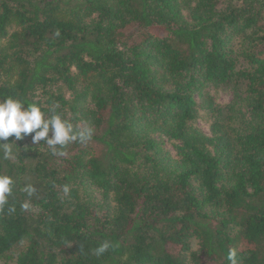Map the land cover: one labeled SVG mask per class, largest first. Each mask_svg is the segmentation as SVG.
Instances as JSON below:
<instances>
[{
    "label": "trees",
    "instance_id": "16d2710c",
    "mask_svg": "<svg viewBox=\"0 0 264 264\" xmlns=\"http://www.w3.org/2000/svg\"><path fill=\"white\" fill-rule=\"evenodd\" d=\"M222 86L231 105L202 98ZM9 96L94 136L0 140V264H264V0H0Z\"/></svg>",
    "mask_w": 264,
    "mask_h": 264
},
{
    "label": "clouds",
    "instance_id": "9594fccd",
    "mask_svg": "<svg viewBox=\"0 0 264 264\" xmlns=\"http://www.w3.org/2000/svg\"><path fill=\"white\" fill-rule=\"evenodd\" d=\"M50 112L51 114L46 117L41 107L35 103L25 106L18 98L9 96L3 99L0 102V140L6 141L10 136H13L14 141H20L25 136L34 133L32 143L39 144L40 141H44L52 155L64 156L66 153L63 149L69 144L86 143L93 138L94 129L88 122H84L85 126L80 127L67 119H63L54 108ZM50 132L51 137L49 138ZM13 142L0 144V149L3 150V159H15L11 147ZM14 187L15 181L11 176L0 174V211L8 204ZM70 190L68 185L63 186L64 195L67 196ZM25 191L32 195L35 188L26 186ZM28 207L27 203L21 205L24 210H27ZM8 211L10 213L15 212V208L9 207ZM111 247L112 245L105 241L95 249V253L97 256L102 255ZM227 259L229 264H242L234 248L229 250Z\"/></svg>",
    "mask_w": 264,
    "mask_h": 264
},
{
    "label": "rangeland",
    "instance_id": "374dc122",
    "mask_svg": "<svg viewBox=\"0 0 264 264\" xmlns=\"http://www.w3.org/2000/svg\"><path fill=\"white\" fill-rule=\"evenodd\" d=\"M203 96H206L207 98H210V100L213 102L214 106L217 108H225L233 103L234 96L233 92L228 87H215V88H206L203 90ZM201 100L200 98H197V101ZM213 123V118L211 114L208 112L207 109H201L198 112L197 120L194 124V126L202 132L206 136L211 135L210 126ZM162 142V149L163 151L167 152L171 157L175 156V151L171 147L170 143L168 141L161 140Z\"/></svg>",
    "mask_w": 264,
    "mask_h": 264
}]
</instances>
